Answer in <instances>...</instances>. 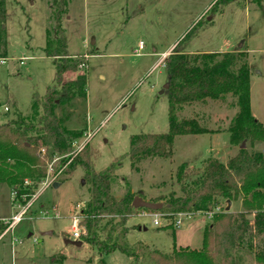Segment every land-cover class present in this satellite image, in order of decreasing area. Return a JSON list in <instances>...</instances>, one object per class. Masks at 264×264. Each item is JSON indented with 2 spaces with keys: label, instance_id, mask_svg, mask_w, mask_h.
Wrapping results in <instances>:
<instances>
[{
  "label": "rangeland",
  "instance_id": "rangeland-1",
  "mask_svg": "<svg viewBox=\"0 0 264 264\" xmlns=\"http://www.w3.org/2000/svg\"><path fill=\"white\" fill-rule=\"evenodd\" d=\"M5 1L10 15L3 27L7 53L0 57V125L13 118L11 100L28 116L33 95L44 97L57 73L43 50L53 37L54 0ZM63 23L68 53L86 56L85 66L66 74L65 80L86 75L87 98L73 100L56 115L68 130L82 132L79 141L90 136L87 147L94 170L120 164L111 181L117 199L129 193L145 201L178 196L182 163L187 164L183 179L190 180L211 159L226 164L240 151L225 132L237 113L235 101L227 96L186 106L179 114L196 115L210 134L177 137L170 158L149 157L133 167L128 157L134 135L169 130V102L162 93L168 81L164 60L192 28L186 51L228 52L244 46L248 50L251 114L264 125V0H70ZM140 43L142 55H137ZM244 149L264 154V141H246ZM44 161L46 177L61 173L55 181L59 187L38 184L25 206L18 208L12 189L0 183V219L11 223L26 209L13 230L0 235V264H130L120 251L101 257L87 243L80 248L65 243L73 240V217L83 219L91 187L81 167L65 176L70 161L63 166L60 158ZM227 206L221 201L215 210ZM231 207L232 212H242V200L232 201ZM141 212L134 209L126 224V240L141 254V264H152L153 250L173 251L174 243L177 248L200 249L203 232L212 221L211 213H196L179 228L164 220L155 226L154 218L142 217ZM247 264H255L252 257Z\"/></svg>",
  "mask_w": 264,
  "mask_h": 264
},
{
  "label": "trees",
  "instance_id": "trees-1",
  "mask_svg": "<svg viewBox=\"0 0 264 264\" xmlns=\"http://www.w3.org/2000/svg\"><path fill=\"white\" fill-rule=\"evenodd\" d=\"M69 1L54 0L53 37L43 48L46 56L53 60L57 72L55 84L47 88L44 97L38 93L33 95L28 116L23 115L15 100H11L13 118L0 125V183L8 185L15 194L14 201L25 206L35 195L34 189L46 178L44 159L61 158V166L70 161L64 170L65 176L81 167L91 187V198L81 222L84 230L81 240L96 248L101 257L120 251L130 259V264H141V254L126 240V224L135 209L132 202L135 197L129 193L117 199L111 192V181L120 164H112L102 171L94 170L87 146L79 155H70L73 142L81 138L82 132L68 130L56 115L58 109L70 105L73 100L87 98L86 75L65 80L66 74L76 73L86 64V56L74 57L68 53L63 17L68 12ZM9 15L6 1L0 0V57L7 53L3 26ZM192 30L164 60L169 86L165 91L169 102V130L131 138L128 157L133 167L145 158L172 157L177 137L210 134L196 115L185 118L179 114L186 106L220 101L227 96L232 97L237 108L236 117L225 131L230 134L231 145L240 147L246 141H264V125L251 114L248 50L244 46L224 53L190 54L185 46L193 37ZM41 150L45 151V157L39 154ZM178 168L180 194L150 200L161 203L162 208L146 210L166 215L174 227L175 216L180 213L188 216L212 213V221L203 232L200 249L177 248L174 243L171 252L153 250L151 263L247 264L250 256L255 264H264V154L240 149L226 164L211 159L190 180L183 179L187 164L182 163ZM240 199L242 212L215 211L221 201ZM104 221H107L105 226ZM5 230L6 225L0 221V235ZM100 261L104 263L102 258Z\"/></svg>",
  "mask_w": 264,
  "mask_h": 264
},
{
  "label": "built area",
  "instance_id": "built-area-1",
  "mask_svg": "<svg viewBox=\"0 0 264 264\" xmlns=\"http://www.w3.org/2000/svg\"><path fill=\"white\" fill-rule=\"evenodd\" d=\"M142 49H143V43H140L139 48H138V50L135 51V53H137V55H142V53H140L142 51ZM3 62H5V61H3ZM6 111H9V108H6ZM86 137H87V139L90 138L89 135L86 136ZM87 139L85 141H79L78 140V141L73 142V144H72L73 151L70 153V155H73V156L79 155V153L87 146V142H88ZM40 153L43 154V153H45V151L44 150H41ZM58 160H59V158H58ZM60 160H61V158H60ZM60 175H61V173L60 174H57V175L55 174L52 179H50L49 178V175H48L45 178V180L43 181V183H42L43 184V187L44 188H47V186H49L51 184L53 186L55 184L56 179ZM13 196H15V194H13ZM18 205H19L18 206L19 208H20V206H22L19 203H18ZM25 212H26V209H23L20 213L15 214V216L11 220V223H9L7 221H4V219L0 220L1 222H3L6 225V231L5 232L12 231L13 228H14V226H15V224L19 223V221L21 220V218L25 214ZM211 215H212V213H211ZM141 216L142 217H147V216L153 217L154 218V224H155V226H160V222L163 221V220L166 221V222H169V219H168V217H166V215H164V214L162 215V214H159V213L150 212L148 210H142ZM56 217H58V215H56ZM175 217H176L175 227L176 228H179L183 224V220L185 218L189 217V216L186 215V214H184V213H180V214L176 215ZM81 222H82V220H81L80 217H73V219H72V236L71 237L75 241L81 240V235L84 232L83 227L81 225Z\"/></svg>",
  "mask_w": 264,
  "mask_h": 264
},
{
  "label": "water",
  "instance_id": "water-1",
  "mask_svg": "<svg viewBox=\"0 0 264 264\" xmlns=\"http://www.w3.org/2000/svg\"><path fill=\"white\" fill-rule=\"evenodd\" d=\"M164 86L165 87L162 90V93H164L169 88L168 84H166ZM244 148H245V142H243V144L240 146V149L244 150ZM53 187L54 188H58L59 187V184L58 183H55L53 185ZM132 202H133V207L135 209H142V210L148 209V210H151V211H159L162 208V204L161 203H155V202H151V201H147V200L145 201L141 197H135ZM231 203H232L231 200H229L227 202L228 206H227V208L225 210L226 212H229L230 211ZM65 243L66 244L73 245V246H75L77 248H80L83 245V241L82 240H79V241H75V240H65Z\"/></svg>",
  "mask_w": 264,
  "mask_h": 264
},
{
  "label": "crops",
  "instance_id": "crops-1",
  "mask_svg": "<svg viewBox=\"0 0 264 264\" xmlns=\"http://www.w3.org/2000/svg\"><path fill=\"white\" fill-rule=\"evenodd\" d=\"M187 52L190 53V54H191V53H195V51H187ZM197 52H198V51H197ZM224 52H227V51H224ZM224 52H223V53H224ZM228 52H229V51H228ZM169 53H170V52H167L165 55H168ZM203 53H204V52H203ZM12 202L14 203V196H13V200H12ZM15 203H17V202H15ZM17 205H18V204H17ZM18 206H19V205H18ZM18 208H19V207H18ZM231 209H232V207H231ZM0 220H2V219H0ZM3 234H4V233H2V235H3ZM2 235H1V236H2Z\"/></svg>",
  "mask_w": 264,
  "mask_h": 264
}]
</instances>
